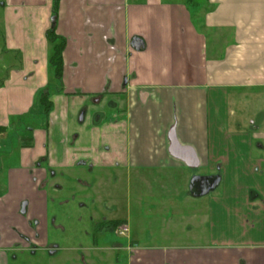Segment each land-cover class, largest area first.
Here are the masks:
<instances>
[{
	"label": "crops",
	"instance_id": "1",
	"mask_svg": "<svg viewBox=\"0 0 264 264\" xmlns=\"http://www.w3.org/2000/svg\"><path fill=\"white\" fill-rule=\"evenodd\" d=\"M78 94L122 106L107 101L82 141ZM250 217L254 235L264 0H0V264H264L263 229L236 245L216 229ZM112 222L120 242L102 238Z\"/></svg>",
	"mask_w": 264,
	"mask_h": 264
},
{
	"label": "rangeland",
	"instance_id": "2",
	"mask_svg": "<svg viewBox=\"0 0 264 264\" xmlns=\"http://www.w3.org/2000/svg\"><path fill=\"white\" fill-rule=\"evenodd\" d=\"M69 99V134L73 133H78L81 141L85 139V135L87 133L88 128L92 124L93 116L94 114H102L105 113L108 115V111L106 110V102L110 101L111 103L113 102H118L119 106L121 104L119 101L121 100L120 98H114L113 96H105L102 100L101 103L97 104L95 103L94 100H90L87 96L78 94V95H70ZM83 106L86 107V113L84 114V118L82 121H80V115L83 112ZM122 107V106H121ZM110 118V117H109ZM244 224H237V222H226L222 221L223 224L218 226L216 228L219 233H221V238L222 240L221 243H230L232 245H236L241 242H249V241H256L260 237L256 236L259 235V230L263 229L264 230V221H262V224H258L255 229V234L254 235H249V228L250 225H252V222L255 221L254 217L250 218H244L243 219ZM257 223V222H256ZM96 227V226H94ZM114 228L112 230V233L107 230L102 236L105 240L108 242H120L121 239L114 234ZM98 232L95 231L94 234H96V237H98ZM247 233V234H246ZM246 234L247 236L243 235ZM95 235H92L94 237ZM69 243V242H68ZM90 259V258H89ZM72 260V262H71ZM73 259H66L65 264H73ZM77 264H82V262L77 261ZM44 264H62L60 260L54 259V260H49L44 262Z\"/></svg>",
	"mask_w": 264,
	"mask_h": 264
},
{
	"label": "trees",
	"instance_id": "3",
	"mask_svg": "<svg viewBox=\"0 0 264 264\" xmlns=\"http://www.w3.org/2000/svg\"><path fill=\"white\" fill-rule=\"evenodd\" d=\"M54 2L56 3V0H54ZM46 37L48 42L52 45L49 66L55 79L59 80L62 77L63 72L62 52L65 43L63 39L54 34L53 30L47 32ZM39 104L43 108V114L48 116L52 109V103L50 101V95L48 91H44L39 95ZM121 224L122 223L120 222H112L105 225V228L113 230Z\"/></svg>",
	"mask_w": 264,
	"mask_h": 264
},
{
	"label": "built area",
	"instance_id": "4",
	"mask_svg": "<svg viewBox=\"0 0 264 264\" xmlns=\"http://www.w3.org/2000/svg\"><path fill=\"white\" fill-rule=\"evenodd\" d=\"M129 229L128 226L126 224H121L119 226L116 227V229L114 230V234L116 236H124L128 233Z\"/></svg>",
	"mask_w": 264,
	"mask_h": 264
},
{
	"label": "water",
	"instance_id": "5",
	"mask_svg": "<svg viewBox=\"0 0 264 264\" xmlns=\"http://www.w3.org/2000/svg\"><path fill=\"white\" fill-rule=\"evenodd\" d=\"M136 49H139L141 47V44L139 42H137V45L134 46Z\"/></svg>",
	"mask_w": 264,
	"mask_h": 264
},
{
	"label": "flooded vegetation",
	"instance_id": "6",
	"mask_svg": "<svg viewBox=\"0 0 264 264\" xmlns=\"http://www.w3.org/2000/svg\"><path fill=\"white\" fill-rule=\"evenodd\" d=\"M111 231H112V230H111ZM52 252H53V250H49V254L52 253Z\"/></svg>",
	"mask_w": 264,
	"mask_h": 264
}]
</instances>
